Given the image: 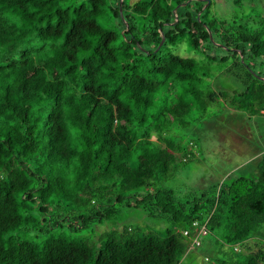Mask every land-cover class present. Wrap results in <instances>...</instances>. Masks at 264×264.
Instances as JSON below:
<instances>
[{"label": "clouds", "instance_id": "9594fccd", "mask_svg": "<svg viewBox=\"0 0 264 264\" xmlns=\"http://www.w3.org/2000/svg\"><path fill=\"white\" fill-rule=\"evenodd\" d=\"M137 2L124 0L123 11L124 19L134 26L132 36L136 41L150 52L160 48L157 56L179 53V58L184 60L193 51L190 48L192 38L187 32L181 35L176 30L166 29L170 35L163 46L160 43V29L165 20L171 19L170 9L168 13L154 16L152 0H139L145 6L141 12L133 11ZM81 4L91 13L88 0H0V68L5 69L0 72V109L4 113L0 115V141L4 139L2 133L8 131L18 137L12 156H16L29 141L36 145L35 151L20 159L33 161L30 167L33 171L38 168L41 177L62 182L63 192L54 189L55 195L63 202L66 193L70 206L58 213L61 218L64 215L95 218L97 212L103 214L111 210L105 224L117 228V235L124 230L128 235L162 233L164 228L173 226L171 217L177 211L176 202L183 200L193 167L198 162H206L205 153L210 140L219 142L218 133L223 132H230L237 143H240L238 137L252 143L264 139V93L259 94L260 99L247 97L244 86L238 82L232 85V78L225 69H218L202 51L197 52L199 61L191 71L176 62L170 65L169 74L149 75L152 69L150 60L137 49L135 42L131 47L126 43L131 37L121 21L120 0H103L98 5V12L87 16L100 32L92 34L81 30L76 39L65 46L72 22L77 19L73 12ZM167 4L172 5L173 0H167ZM195 7L194 4L193 9L187 11L191 12ZM57 9H72L68 12L62 34L42 39L39 30L46 27L49 17L55 27ZM208 19L216 21L221 34L230 29L229 35L235 38L239 28L264 42V0H241L239 4L230 0L226 15L221 16L214 7ZM106 32H113L116 36L109 45L113 58L101 65L97 57L93 62L95 76L90 80L84 64L92 59L102 34ZM24 50H29V55L24 57L29 61L26 68L30 78L28 98L20 91L24 82L21 73L25 69L6 67L12 61L21 62ZM9 55L11 60H5ZM184 63L187 64V60ZM133 66H136L134 77ZM228 66L230 64L225 68ZM125 76L136 81L144 78L155 82L156 86L151 90L140 93L149 101L147 107L143 102L137 104L131 81L121 86ZM61 84L57 105V98L55 94H49V89ZM85 85L92 92L86 91ZM230 86H234L238 93L237 97L229 95L230 100H237L236 104L228 106L218 99L209 100L210 93ZM9 91L11 95L6 103ZM114 93L115 100L108 104ZM117 101L127 110L124 116L116 111ZM109 109L116 117L111 122ZM25 113H30V117L25 119ZM49 117L53 118L54 124ZM142 119L144 123H141ZM9 121L15 124V129L8 127ZM110 123L111 136L117 140L123 138L122 143H105ZM29 131L30 136L27 135ZM132 155L140 158L135 169H129L125 164ZM109 157L113 159L111 164ZM14 164L19 168L18 161ZM125 173L139 175L143 182L139 186L129 185ZM240 175L249 177L254 184L259 183V176L251 171ZM4 179L6 173L0 171V180ZM128 195L136 196L143 203L135 209L126 208V202L135 204V200L126 201ZM117 196L121 197L119 204L116 203ZM232 203L230 201L222 206V211L216 212L219 220L213 231L202 238L205 247L201 250L208 246L218 248L217 240L228 244L225 237L238 236L224 252H231L238 264H249L248 254L245 251L242 255L241 250L252 244L264 250V218L249 212L243 219H238L230 211ZM208 219L206 211L203 222L208 223ZM21 227L25 239L40 243L36 239L39 229L47 232L52 225L32 222ZM61 231L53 229L49 235L56 236ZM219 261L226 264L228 256L208 258V264H218Z\"/></svg>", "mask_w": 264, "mask_h": 264}, {"label": "trees", "instance_id": "16d2710c", "mask_svg": "<svg viewBox=\"0 0 264 264\" xmlns=\"http://www.w3.org/2000/svg\"><path fill=\"white\" fill-rule=\"evenodd\" d=\"M188 1L173 0V4L168 5L167 0H152V7L155 10L154 16L159 13H168L170 9L171 19L165 20L160 29L161 39L162 36L164 37L161 46L170 35L166 29L176 30L181 35L187 32L191 36L190 48L193 51L184 57V60H187V64H185L184 60L179 58V53L174 56L171 52H168L167 55L161 53L157 56L160 48H157L156 52H150L148 49L143 48L139 41H136V37L132 36L134 26L124 19V0H120L121 21L131 37V40L126 41V43L131 47L132 43L135 42L137 49L146 59L150 60L152 69L149 71V75L169 74L171 71L170 65L176 62H179L181 67H187L191 71L199 61L197 52L202 51L205 58L212 61L218 69H225V73L232 78L231 82L234 85L238 82L239 85L244 86V94L247 97L260 99L259 94L264 93V55H262L264 42H261L256 35L241 32L239 28L237 29L238 35L235 38L229 35L230 29H225L221 34V28L217 26L216 21H209L208 19L214 3L211 0L207 5L205 1L201 0ZM102 2L103 0H88L91 5V13L87 12L84 4L74 10L73 14L77 19L72 22L71 29L66 36L65 46L76 39L81 30H87L92 34L100 32L96 23L94 21L89 22L87 16L96 14L99 10L98 5ZM226 2L230 3V0H226ZM240 2L241 0H234L235 4ZM194 4L197 7L191 12L187 11L193 9ZM144 7L138 0L133 11L141 12ZM70 10L72 9H57L55 12L57 17L55 27L51 24V17H49V23L45 28L39 30V36L44 39L61 35ZM209 33L212 39H210ZM115 38L113 32L102 34L92 59L85 62L84 66L88 69L87 77L90 80L95 76L93 62L97 57H99L101 65L105 64L108 59L113 58V52L109 45ZM249 44H251L250 47ZM27 55H29V50H24L21 53V62L12 61L6 66L13 70L17 66L25 69L21 73L24 82L20 88V91L25 94V98H28L30 86L29 73L26 70L29 61L24 59ZM4 59L11 60V55ZM229 64L230 66L225 68ZM125 68L127 69V66ZM4 70V68H0V72ZM131 71L134 77L136 66H133ZM181 79L186 82L184 77H181ZM130 81L135 89L134 97L137 104L143 102L147 107L149 101L142 98L140 93L146 89L151 90L156 86L155 82L144 78L136 81L132 77L125 76L122 79L121 86L128 85ZM61 87L62 84L54 85L49 89L50 95L55 94L57 105L59 104V89ZM217 87H223V85H217ZM85 90L92 92L88 85H85ZM116 91L118 93L119 89ZM179 91L182 95L183 89L181 88ZM92 94L95 96L94 92ZM10 95L9 91L8 96L5 97L6 103ZM229 95L237 97L238 93L234 89L229 91L228 88L224 87L223 91L210 93L208 98L212 101L217 99L228 100ZM114 100L115 93L108 104H112ZM231 102L234 105L237 100L232 99ZM240 102L242 103V101ZM96 103L98 104L99 100ZM116 104V111L124 116L127 110L123 109L118 101ZM12 110L16 111L15 108ZM3 114L2 109H0V115ZM29 117L30 113H25V119ZM114 119L116 117L113 115L112 109H109L110 122ZM49 120L54 124L52 117H49ZM144 122L142 119L141 123ZM8 127L15 129V124L9 121ZM108 127L109 132L105 136V143H122L123 138L117 140L111 136V123ZM2 134L4 139L0 141V171L6 173V179L0 180V264H183L182 260L189 251L190 243L182 235V231L190 229L194 220H198L203 224V215L206 211L209 214L208 223H206L207 235L213 231V227L219 220L216 212L222 211V206L227 205L230 201L233 202L230 211L238 219H243L249 212L264 218V151H260L253 161L254 174L259 176V183L254 184L249 177L240 176L223 181L219 186L210 189L209 192L184 193L183 200L176 202L177 211L171 217L173 226L172 228H166L163 237L160 233L152 232L143 235H128L126 230L117 235V228L115 227L101 233L98 228L105 224V220L111 215V210H107L103 214L97 212L95 218L92 216L85 218L84 216L74 217L71 215H64L61 218L58 213L64 207L70 206L68 205L66 193L63 202L56 198L54 189L63 192L62 182L59 179L53 181L49 177H41L38 168L33 171L30 167L33 161L28 160L25 162L24 159H20V157H27L35 151L36 145L32 141L24 144L16 156H12L18 145V137L13 135L11 131ZM27 135L30 136L31 132L29 131ZM49 144H52L51 140H49ZM51 154L49 153V155ZM14 161H18L19 168L15 166ZM108 162L109 164L113 163L112 157H109ZM139 163L140 158L136 155H132L125 161L129 169L137 168ZM125 175L127 176L126 182L129 185L139 186L143 182L139 175L131 176L127 173ZM133 200H135V204L126 202V208L135 209L143 203L134 195L126 197V201ZM116 203H121L120 196L116 197ZM26 211L31 214L24 215ZM37 217L40 219L37 220ZM32 222L52 225V228H49L47 232L43 228L39 229V235L36 239L40 240V243L34 242L33 239L24 238L25 232L21 225ZM53 229L63 231L56 236L49 235ZM94 235L98 236L97 239L95 237V241L93 240ZM234 238H238V236L225 237L224 239H227L228 244H224L223 240H217L216 243L219 247H212L209 253L215 256L227 255L228 261L226 264H238L231 252H224V249L233 243ZM259 249L260 247L252 251L249 246L245 245L244 249L241 250V254L243 255L246 251L249 256V264H262L264 262V250ZM207 256H205L207 259L211 257L209 254ZM206 263L208 264V260ZM218 264H225V262L219 261Z\"/></svg>", "mask_w": 264, "mask_h": 264}, {"label": "rangeland", "instance_id": "374dc122", "mask_svg": "<svg viewBox=\"0 0 264 264\" xmlns=\"http://www.w3.org/2000/svg\"><path fill=\"white\" fill-rule=\"evenodd\" d=\"M214 7H217V10L220 12L221 16L226 15L227 10L230 7V3L226 0H211ZM204 8V7H203ZM212 8V9H213ZM221 51V50H220ZM219 51V53H220ZM232 85H234L231 82ZM230 91L231 89L236 90L234 86L225 87ZM220 100L228 106H232V100ZM219 142L210 140L207 145V150L205 153V160L198 162L192 170L191 180L187 186V192L192 193H201L209 192L215 186H219L223 181H228L240 176L241 172L251 171L254 173V160L257 157V154L260 151H264V139L256 140L255 143L247 141V139L238 137L240 143H237L233 138L230 132L218 133ZM112 228L111 225L104 224L99 227L98 230L102 233L106 230ZM172 228V227H166ZM164 228L163 232H152L160 233L162 237L166 231ZM92 231V230H89ZM96 232V230H95ZM93 231V233H95ZM139 232V230H138ZM207 236V235H206ZM98 236L94 235V241ZM205 237V236H204ZM205 247L203 244L200 248L189 249L185 258L182 260L183 264H207L204 260L205 256L208 254L211 257L214 255L209 253L212 249L211 246L206 247L204 250H201ZM252 251L257 250L260 246L257 244H252L249 246ZM208 257V256H207Z\"/></svg>", "mask_w": 264, "mask_h": 264}, {"label": "built area", "instance_id": "2783aa9c", "mask_svg": "<svg viewBox=\"0 0 264 264\" xmlns=\"http://www.w3.org/2000/svg\"><path fill=\"white\" fill-rule=\"evenodd\" d=\"M182 235L186 237L190 243L189 249L200 248L202 246V238L207 235L206 223L201 224L198 220L191 223L190 229L182 231ZM207 261V258H204Z\"/></svg>", "mask_w": 264, "mask_h": 264}, {"label": "water", "instance_id": "95a60500", "mask_svg": "<svg viewBox=\"0 0 264 264\" xmlns=\"http://www.w3.org/2000/svg\"><path fill=\"white\" fill-rule=\"evenodd\" d=\"M192 0H189L188 2H191ZM201 1H205L206 5L209 3V0H201ZM186 4V3H185ZM204 9V8H203ZM120 12H121V7H120ZM176 20H177V17L175 16ZM209 36H210V39L211 38V34L209 33ZM164 41V37L162 36V39H161V44L163 43Z\"/></svg>", "mask_w": 264, "mask_h": 264}]
</instances>
